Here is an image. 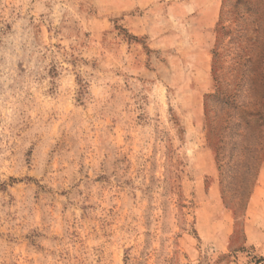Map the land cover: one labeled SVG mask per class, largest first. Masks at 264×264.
<instances>
[{"label":"rangeland","instance_id":"1","mask_svg":"<svg viewBox=\"0 0 264 264\" xmlns=\"http://www.w3.org/2000/svg\"><path fill=\"white\" fill-rule=\"evenodd\" d=\"M0 264H264V0H0Z\"/></svg>","mask_w":264,"mask_h":264},{"label":"crops","instance_id":"2","mask_svg":"<svg viewBox=\"0 0 264 264\" xmlns=\"http://www.w3.org/2000/svg\"><path fill=\"white\" fill-rule=\"evenodd\" d=\"M215 12H216V11L212 12V22L215 20ZM201 50H202V51H201L202 54H208V53H209L207 47H206V48H203V47H202ZM253 204H254V203H253ZM244 227H245V230H246V231H249V230H252V227H253V226H252L251 223H249V222L247 223V222H246L245 225H244Z\"/></svg>","mask_w":264,"mask_h":264},{"label":"trees","instance_id":"3","mask_svg":"<svg viewBox=\"0 0 264 264\" xmlns=\"http://www.w3.org/2000/svg\"><path fill=\"white\" fill-rule=\"evenodd\" d=\"M221 19H222V17L220 16V20H219V22H218V24H217V27H218V28L220 27Z\"/></svg>","mask_w":264,"mask_h":264}]
</instances>
